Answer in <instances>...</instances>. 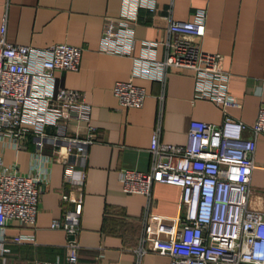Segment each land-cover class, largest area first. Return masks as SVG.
<instances>
[{"label":"crops","instance_id":"0c3cea01","mask_svg":"<svg viewBox=\"0 0 264 264\" xmlns=\"http://www.w3.org/2000/svg\"><path fill=\"white\" fill-rule=\"evenodd\" d=\"M122 0H0V25L5 22L9 41L47 45L65 41L82 46L77 69L56 70L60 85L80 89L91 104L94 141L87 147L86 176L79 206L72 199L79 186L69 176L75 169L74 156L64 161L59 155L49 159L51 147L39 150L31 136L20 148L3 142V161L21 173L40 176L39 201L34 222L19 224L10 220L5 227L7 247L0 253V264H33L35 259H64L70 233L52 227L54 218L65 210H78L75 237L80 244L79 260L89 264H169L167 253L146 249L141 254L140 236L147 213L172 216L179 211L180 186L156 181L147 196L122 187L119 170L131 167L148 170L152 161L150 139L159 125V139L182 144L187 140L190 119L220 123V105L194 97L195 77L187 66L171 67L164 82L144 76L133 81L144 85L146 96L140 106H124L113 92L117 79L131 76L129 55L101 51L99 40L104 17L117 15ZM206 10V28L201 46L222 54V65L230 72L229 89L236 102L227 111L249 125L264 103V0H157V8L139 9L134 25L139 40L167 34L170 20L192 19L194 12ZM186 37L196 38L190 33ZM163 47L158 46V56ZM72 133H84L83 123L71 124ZM254 167L250 177L248 206L264 212V134L256 137ZM62 192L69 194L62 199ZM16 233L32 238L11 239ZM147 246V245H146Z\"/></svg>","mask_w":264,"mask_h":264},{"label":"built area","instance_id":"2783aa9c","mask_svg":"<svg viewBox=\"0 0 264 264\" xmlns=\"http://www.w3.org/2000/svg\"><path fill=\"white\" fill-rule=\"evenodd\" d=\"M172 1V0H170ZM157 8V0H122L117 15L103 20L99 49L129 55L133 59L131 76L117 79L113 92L124 106H140L146 96L144 85L133 81L144 76L164 82L171 67L193 69L194 97L208 98L220 105L224 117L220 123L192 118L187 140L177 144L159 139V125L152 131L148 170L122 167L119 177L128 192L147 196L156 181L180 186L179 211L167 216L147 213L138 253L154 249L170 256L169 264H264V212L248 206L250 177L254 163L256 137L264 134V103L249 125L229 114L227 107L236 102L229 89L230 72L222 65V54L206 50L200 38L205 33L206 10L199 8L192 19H172L163 37L139 40L134 25L139 9ZM5 22L0 25V145L3 142L23 147L31 136L39 150L51 147L49 159L59 155L69 161L74 156L75 169L69 176L78 185L72 199L79 206L86 171L87 147L94 141L91 104L77 88L58 84L56 70L77 69L82 46L65 41L43 46L9 41ZM190 33L196 38H189ZM163 55L158 56V46ZM83 123L84 133H72L71 124ZM40 176L21 173L3 161L0 151V253L6 250L5 227L15 219L19 224L34 222L39 201ZM62 199L69 194L62 192ZM78 210H65L51 221L74 237L67 242L64 259H35L33 264H89L79 260L80 244L75 237ZM16 233L12 240L32 238ZM147 245V246H146ZM139 264V263H138Z\"/></svg>","mask_w":264,"mask_h":264},{"label":"water","instance_id":"95a60500","mask_svg":"<svg viewBox=\"0 0 264 264\" xmlns=\"http://www.w3.org/2000/svg\"><path fill=\"white\" fill-rule=\"evenodd\" d=\"M71 238L74 237V233H70Z\"/></svg>","mask_w":264,"mask_h":264}]
</instances>
